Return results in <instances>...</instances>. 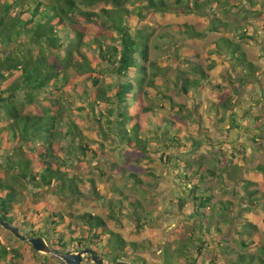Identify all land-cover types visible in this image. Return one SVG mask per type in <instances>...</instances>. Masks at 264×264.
I'll list each match as a JSON object with an SVG mask.
<instances>
[{"label": "trees", "instance_id": "obj_1", "mask_svg": "<svg viewBox=\"0 0 264 264\" xmlns=\"http://www.w3.org/2000/svg\"><path fill=\"white\" fill-rule=\"evenodd\" d=\"M222 1L226 12L230 7H239L232 0ZM219 2L220 0H0V85L14 73H18L8 87L0 88V108L9 119L6 125L0 126V145L7 140V146L4 147L8 151L6 154L0 152V159L3 158L0 160V216L17 226L21 234L28 237L43 236L53 251L60 254L65 252L67 243L58 234L65 218L54 210L49 212L50 225L47 229L55 240L50 238L48 230L41 232L34 227L23 230L26 221H21V217L14 212V204L19 199L16 184L27 187L28 190L49 189L61 197L89 194L100 199L105 197L96 188L93 177L87 178L90 187L85 186L80 178V175H85L91 169L99 171L100 168L93 165L91 167L86 159L89 156L98 158L101 151L97 148L101 149L103 146V140H95L97 148H92L83 136L84 130L75 117L84 115L87 121L91 120L92 127L101 129L96 131L103 139L112 142L111 136L114 135L118 145L135 154V158L134 163L131 161L125 165V162L120 161L119 154V162L114 160L109 167L104 165L105 170L99 171L103 179L111 181L107 186L110 197L107 216L91 212L81 214L80 232L73 237L72 232L75 230L69 231L68 243L74 245L75 249L78 246H90L98 250L91 240H106L108 250L101 252L106 260L116 262L129 258L125 251L137 250L136 247L141 246L135 242H127L115 230L116 225H121L119 215L124 213V209L121 199L114 200L115 193H121V189L113 179L115 176H124L133 187L146 193L147 197L152 196L149 181L150 177L159 178L153 166L160 161L166 168L175 169L178 175L188 181L192 180V184L185 183L184 188L182 187L176 203L183 208L189 202L192 215L200 219L197 230L189 233L188 239L194 238V245L183 241L185 239L178 230L170 235L167 246L171 249L167 247L165 250L162 264H202L187 249L200 254L204 250L200 246L207 245L212 229L214 228V232L219 231L211 217L213 212L225 215L232 208L229 202H213V188L199 183L210 178L232 183L231 171L236 175L240 171V163L233 167L232 159L220 156L221 151L219 155L215 153L218 156L213 162L210 160L206 164V156L199 153V159L192 163L187 155L190 150L183 152L187 147L186 141L193 147H199L204 142L193 136L184 138L181 128L172 118L155 110L149 103L152 96H158L161 92L159 85L165 88L171 86L167 79L159 81L161 69L157 62L151 60L150 41L155 28L150 16L165 12L196 13L206 6L212 9ZM240 3H248L249 10L256 9L253 0H240ZM134 20L142 21L146 24L145 27L131 26L129 22ZM210 21L212 30L227 31V23H221L216 14H210ZM249 27L239 34L241 40L245 37L253 38L256 30L252 25ZM173 31L188 38L203 35L189 24L179 25ZM68 35L71 37L67 38ZM214 44V56L210 57L209 68L216 64L213 61H228L233 73L221 76L216 84L227 91L225 98L218 102H206L205 106L213 113L215 124L222 127L228 123L229 129L232 124L229 121L235 122L234 101L240 92L235 86L239 84L241 88L252 87L253 78L259 85L261 99L255 102L254 107L257 109L245 111L242 118L255 125L258 131L252 135L251 140L257 144L255 148L258 151H264L262 70L248 59L240 43L232 38L220 36ZM12 45L10 51H3L6 46ZM171 47L173 54L178 56L177 59H181L179 46L173 44ZM184 61L186 69L177 73V81L181 83V93L193 99L192 114L198 111L199 96L204 84L215 83L217 80L213 82L199 63L185 58ZM104 69H108L114 78L103 83L101 74ZM172 84L178 85L177 82ZM62 86L70 88L77 95L79 104L72 106L74 110L66 106L62 97L52 100L39 94L47 88L52 91L59 90ZM20 90L26 91V101L34 105L33 113L25 112L21 104L16 102V93ZM163 97L170 100L165 95ZM172 109L181 111L180 106ZM150 124L155 127L149 128ZM61 140L65 145L61 144ZM174 151L179 152L173 154ZM127 152L123 154L124 157ZM190 152L194 153V150L191 149ZM78 160L81 164L71 169ZM63 167L67 169L64 170ZM255 169L264 174L263 166L259 165ZM252 184L251 181L243 184L248 203L254 206L264 205V194L256 188H250ZM125 200L130 207L128 211L139 222L136 228L140 230L151 218L139 213L140 202L135 196H126ZM53 217L56 219L53 220ZM202 218L207 225L203 224ZM235 224L229 220L227 227H232L231 230L240 235V247L248 250L257 246V253H240L234 264H263L264 235L250 221H237ZM9 234L13 236L11 232ZM7 258H10L8 264H25L18 249L10 250L0 241V264L7 261ZM132 264L147 263L134 260Z\"/></svg>", "mask_w": 264, "mask_h": 264}, {"label": "rangeland", "instance_id": "obj_2", "mask_svg": "<svg viewBox=\"0 0 264 264\" xmlns=\"http://www.w3.org/2000/svg\"><path fill=\"white\" fill-rule=\"evenodd\" d=\"M232 1L235 2L234 5L238 4L239 7H230L228 12L224 11L223 8L226 7L223 1L220 0L218 4L215 3L212 9L206 6L196 13L165 12L154 13L150 16V20L153 22L152 26L155 28L154 35L150 41L151 60L157 62V66L161 69L159 81L162 82L164 79H167L171 82V84H169V86H171L165 88L159 85L161 92L158 96H152L149 103L154 106L155 110H160L165 116L172 118L176 125L181 128L184 138L193 136L195 139L204 142L199 147H193L188 145L189 142L185 140L187 142H185L187 147L183 152L186 150L191 151V149L194 150V153L190 151L187 153L192 163H195L196 160L199 159V153H203L206 156V160L204 161L206 164H208L210 160L213 162L217 159L219 151L222 152L220 156L223 155L227 156L228 159H232L233 167L239 164V161L241 162L239 164L240 171L236 175H234L233 170L231 171L233 182L228 183V186L226 185V181L219 182L214 179L211 181H203L202 183L215 190L213 202L218 203V201L230 199L232 205L231 211L226 212L225 215H223L224 213L222 214V212L216 211L211 215L214 220V226L219 228V231L214 232V228L212 229L213 233H211V237H208L207 245L200 246L204 249L200 254L193 251V249H187L193 256H197L198 262L202 264H234L240 253L248 251L257 253V246H253L248 250L240 247V235L231 230L232 227H227L229 220H231L233 224L237 221H250L255 224L259 228L261 234L264 235V205H250L247 201V193L243 186L247 180H250L254 182L252 189L256 188L261 194H264V174L255 169L259 165L264 167V151H258L255 148L257 144H254L251 140L252 136L246 131V128L250 127L249 123L242 118L245 110L244 107L246 106L244 102L245 96H239L247 91L248 95L253 94L255 101H259L261 99L258 96L261 95L259 85L252 78L251 81L254 84L252 87H242V89L239 84L235 86V89H239L240 92L238 95L239 97L237 95L235 97V107L233 109L236 114L234 116L235 122L229 121V124L232 123L229 129L227 128L228 123H225L222 127L215 124L213 113L205 106L206 102H218L225 98L227 91L224 88L218 87L216 84H218L217 82L221 76H229L230 73H233L229 67L228 61H213L216 62V64L213 68H209L210 57L214 56L212 52L215 49L214 42L217 41L220 36H227L239 42L241 48L245 50L247 57L262 70L261 75L264 76V0H253L256 4V9L254 10L248 9V3L242 4L240 0ZM256 12H260L261 14L256 15ZM212 13L216 14V17L221 23H227V31L222 32L211 29L212 23L210 21V14ZM129 23L135 28L145 27L146 25L140 20L130 21ZM182 24L194 26L195 29L202 32L203 35L198 38H188L173 31V29H177V26ZM250 25L253 26L256 33L253 38L245 37L241 40L238 37L239 34ZM70 37L69 35L67 36V38ZM65 38L66 36L64 35L63 39ZM165 43L169 44L165 46ZM173 44L179 46V56L181 59H177L178 56L173 54L171 47ZM12 48L13 45L9 47L6 46L3 51L8 52ZM184 58L199 63L213 79V82L217 80L215 83L204 84L201 95L199 96L200 106L198 111L192 114H190V112L192 111L193 99L181 93L179 89L181 83L177 81V73L180 70L186 69ZM17 76L18 73H14L11 77L4 80L0 88L8 87ZM101 76L103 83L114 78V75L110 73L108 69H104ZM172 82H177L178 85L174 86ZM25 93V90L17 91L16 102L21 104L25 112L33 113L35 110L34 105L26 101ZM39 94L41 96L50 97L52 100L62 97L65 99L64 102H66V106L68 108L71 107L72 110H74V107H72L74 104H79L77 95L72 92L70 88L64 86L59 90L52 91L47 88ZM164 95L169 97L170 100L167 98L164 99ZM248 95L247 97H249ZM179 106L181 108L179 112L172 109H177ZM75 111L77 112L76 109ZM80 118L82 119L79 120ZM75 119L81 124L84 130L83 136L92 148L93 146L97 148L95 140H103L101 149L97 148V150L101 151V155L96 159L91 156L86 159L87 162H90L91 167L93 165L96 168H100L99 171L105 170L104 165L109 167L112 161L114 162V160H116L119 162V157L117 156L119 154H121L120 161L125 162V165L129 164L131 161L133 162L135 154L125 151L118 145L114 135L111 136L112 142L107 141L101 137L100 133H97L96 130L100 131V128L97 129L96 127H92L90 119H88L90 121H87L84 115L83 117L77 116ZM8 121V117L0 108V126L6 125ZM154 127V124L149 125V128ZM62 141L63 140H61V142ZM61 144L65 145L64 141ZM4 146H7V140H5V142L3 141L2 145H0V152L2 154L8 153ZM243 148L246 150L243 151ZM126 152L127 154L124 157L123 154ZM178 152L179 151H174L173 154ZM215 153L218 155H215ZM89 158L91 159L89 160ZM0 160H3V158ZM79 164H81V162L79 160L76 161L71 169ZM217 168L219 167L217 166ZM63 169L66 170L67 167H63ZM153 169L157 176H161V178L159 180L158 177H150L151 179L149 182H151L152 188L149 189V192H154V194L149 197L146 196V193H142L138 188L133 187L124 176H115L113 179V182L121 189V193H115L114 200L121 199L124 209V213L119 215L121 225H116L115 230L119 232L127 242H135L138 246H141L136 247L137 250L129 249L125 251L129 258H125L124 261L130 263H134V260H139L140 263L162 264L165 257V250L167 247L169 248V246H167V240L170 238V235L178 230V233L181 234V236L183 235L185 239L183 241L194 245V238L188 239L190 237L189 233H194L193 231L197 230L196 226L200 224V219L192 215L190 207L188 209L184 207L180 208L176 203V197L182 192V187L186 184H192V180L188 181L185 177L178 175L175 169H171V171L169 168L163 166L160 161L153 166ZM99 171H93L91 169L89 172L86 171L85 175H80L82 176L80 178L85 186L90 187L87 178L93 177L96 188L105 196L103 199L95 197V195L92 194L75 195L71 198L66 196L61 197L49 189L41 191L33 189L28 190L27 187L25 188L16 184L19 199L14 204V212L19 218L21 217V221L23 219L24 222L26 221L23 230L27 231L34 227L39 228L41 232L48 230L49 234H51L50 230L47 228L50 225L49 212L54 210L65 218L61 222V231L58 233L61 234L63 240L67 243L64 251L77 252L76 250L82 249V246H78L75 249L74 245L69 244L67 241L69 231L75 230L72 232L73 237L76 236L78 231L80 232L79 226L81 220L79 216L86 212L99 214L103 217L107 216V206L110 199L107 186L111 181L103 179V176L99 175ZM126 196H135L140 202L139 213L143 217L149 216L151 218V221L140 230L136 228L139 222L135 221L133 213L128 211L130 207L125 200ZM24 217H26V219ZM55 219L56 217H53V220ZM201 221L203 224L207 225L204 218H202ZM50 238L55 240L52 234ZM197 240L200 239L198 238ZM0 241L6 244L10 250L18 249L23 255L25 264H40L42 262L45 264H66L54 253L46 254L36 251L30 243L21 241L14 235L11 236L9 231L1 226ZM91 243L95 244L98 250L100 249V252L96 249L100 255L102 250H108V248H106V240L98 241L94 239L91 240ZM8 260H10V258H7V261H3L1 264H8ZM111 263L113 262L105 259V264ZM81 264L95 263L92 261H84ZM175 264L184 263L176 262Z\"/></svg>", "mask_w": 264, "mask_h": 264}, {"label": "water", "instance_id": "obj_3", "mask_svg": "<svg viewBox=\"0 0 264 264\" xmlns=\"http://www.w3.org/2000/svg\"><path fill=\"white\" fill-rule=\"evenodd\" d=\"M0 226L11 232L15 237L21 241H25L31 244V246L38 252L42 253H54L58 255L66 264H81L84 261H92L95 264H105V259L96 250L90 246H86L77 252H65L63 254L57 253L52 250L51 246L43 236H31L28 237L21 234L19 228L10 222L4 220L0 216ZM85 255V256H84ZM111 264H132L125 261H116Z\"/></svg>", "mask_w": 264, "mask_h": 264}, {"label": "crops", "instance_id": "obj_4", "mask_svg": "<svg viewBox=\"0 0 264 264\" xmlns=\"http://www.w3.org/2000/svg\"><path fill=\"white\" fill-rule=\"evenodd\" d=\"M249 59V58H248ZM250 60V59H249ZM251 61V60H250ZM254 63V62H253ZM255 64V63H254ZM247 87H249V86H247ZM248 92L246 91V92H244L243 94H241V95H239V96H245V100H244V102L246 103V106L244 107V112L245 111H247V110H250V109H252V111H254L255 109H257L256 107H254L255 106V100H254V97H253V94H247ZM237 95V96H238ZM247 95L249 96V97H247ZM258 95V94H257ZM238 96V97H239ZM259 97H260V95H258ZM237 101V100H236ZM234 103H235V101H234ZM253 103H254V105H253ZM251 105V106H250ZM249 127L250 128H246V131H248L249 133V135H253L255 132H257L258 130L256 129V127H255V125H253V124H250L249 123ZM249 135H247V136H249ZM247 142V141H246ZM242 143V142H241ZM243 158V157H242ZM239 163H241L240 161H239ZM243 163V162H242ZM247 164V163H246ZM160 178H161V176H159V180H160ZM164 178V177H163ZM216 180L215 178H210V179H207V180H205V181H211V180ZM197 181V180H196ZM247 181H250V180H247ZM252 182V181H251ZM200 184H202V183H200ZM226 185L228 186V182L226 183ZM252 185H254V182H253V184ZM252 185L250 186V188H253L252 187ZM212 192H213V195H215L214 194V192H215V190L213 189L212 190ZM152 194H154V192L152 193ZM212 201H214V198H213V200ZM248 201V200H247ZM218 202H229L230 203V205H231V200L230 199H224V200H221V201H218ZM191 208V205H190V203L189 202H187L185 205H184V208L185 209H188V208ZM231 208H232V205H231ZM229 211V210H228Z\"/></svg>", "mask_w": 264, "mask_h": 264}, {"label": "flooded vegetation", "instance_id": "obj_5", "mask_svg": "<svg viewBox=\"0 0 264 264\" xmlns=\"http://www.w3.org/2000/svg\"><path fill=\"white\" fill-rule=\"evenodd\" d=\"M85 256V255H84Z\"/></svg>", "mask_w": 264, "mask_h": 264}]
</instances>
